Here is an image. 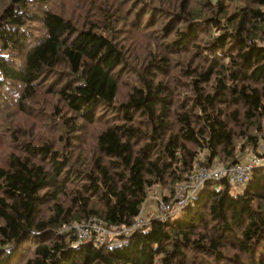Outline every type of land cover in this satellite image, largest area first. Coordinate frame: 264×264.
I'll list each match as a JSON object with an SVG mask.
<instances>
[{"label":"trees","instance_id":"16d2710c","mask_svg":"<svg viewBox=\"0 0 264 264\" xmlns=\"http://www.w3.org/2000/svg\"><path fill=\"white\" fill-rule=\"evenodd\" d=\"M119 72L135 76L122 95ZM5 91L63 132L19 142L0 165V264H264V168L236 192L206 180L121 243L58 232L129 225L151 187L173 193L196 162L228 165L256 142L264 0H0ZM96 120L108 123L84 155L79 133Z\"/></svg>","mask_w":264,"mask_h":264},{"label":"rangeland","instance_id":"374dc122","mask_svg":"<svg viewBox=\"0 0 264 264\" xmlns=\"http://www.w3.org/2000/svg\"><path fill=\"white\" fill-rule=\"evenodd\" d=\"M215 1V0H213ZM85 0H81V4L84 5ZM64 9L62 11L66 12V14H70L71 11H69V6H64ZM72 10V7H70ZM35 25H32V30L34 31ZM137 41L141 43V45L145 44L144 41H142L140 38H137ZM119 77V82H121L120 85V94L126 93L128 90V86L131 85L132 82L135 81V76L132 73L128 72H119L118 73ZM39 95V94H38ZM40 100H42L43 97H46V95L43 93L42 96H38ZM14 96L12 94H8L7 91H5V95L0 98V118L3 116L1 114L3 111H5V116L6 120L5 121H0L1 127H0V165L4 164L6 160L8 159L7 157L12 154L13 152L17 151H22L23 147L22 144L19 142L23 143H28L31 142L33 137H37L38 139H45V138H50L52 137L53 140H57V137L59 134L63 132L61 127L59 126L60 124H55L54 120L50 117V120H46L44 115H40L35 113H30L26 114L21 111H18L17 109L14 108V105L12 104ZM65 109V108H64ZM67 110V109H65ZM68 111V110H67ZM67 111L62 110L61 116H67ZM105 121V120H104ZM102 122L100 120H96L91 126L88 128L83 129L79 133V143L77 145V151L79 149H82L83 154L87 155L89 152V149L93 145V134L96 132L98 129L103 128V126L107 125V123ZM264 132V122L262 123V133H258V135H262ZM73 133V132H72ZM58 141V140H57ZM88 149V150H87ZM203 155H199L198 161H202ZM214 161V160H212ZM200 162H196L195 165V171L197 170V166L200 167ZM225 163H220L217 159L215 160V165L213 167H222L224 166ZM193 171V172H195ZM177 186V185H176ZM176 190V187H175ZM171 193L169 189L161 186V185H156L154 187H151L146 194V198L142 204L140 214L144 215V217L150 218L153 216L156 211V205L158 203V198L163 197L165 200H171V204H174V201L172 200L174 196V192ZM238 189H236L234 186L231 188V191L236 192ZM239 191V190H238ZM94 221V222H91ZM97 222V223H96ZM99 222V223H98ZM89 223H92L95 226H101V222L99 219L96 217H93L89 219L88 221H78V222H72L70 224L74 226H85L88 225ZM101 223V224H100ZM100 224V225H99ZM103 226V225H102ZM63 231H72L65 229L63 226L58 230V232H63ZM73 232V231H72ZM74 233V232H73ZM116 237L114 235V232L109 233L107 236V240H110L111 238Z\"/></svg>","mask_w":264,"mask_h":264},{"label":"built area","instance_id":"2783aa9c","mask_svg":"<svg viewBox=\"0 0 264 264\" xmlns=\"http://www.w3.org/2000/svg\"><path fill=\"white\" fill-rule=\"evenodd\" d=\"M213 165H215V160L209 166H197L195 172L190 174L186 180L180 182L172 198L174 201L173 205L171 204V200H165L163 197L158 198L156 211L150 218L144 217L143 214L139 213L131 224L120 228H106L101 223V226L89 223L88 225L78 227L72 224H65L63 227L72 230L74 235H76L73 241L74 244L90 241L104 243L111 240L113 243H121L126 241L127 236L131 232L142 228V226H146L150 220L166 219L168 215L184 207L190 202V198L203 188L206 180L225 178L236 189L241 190L250 179L253 170L264 168V134L260 135L252 146L245 147L237 156L236 161L221 168L213 167ZM111 232H114L116 237L113 236V238L107 240V236Z\"/></svg>","mask_w":264,"mask_h":264}]
</instances>
